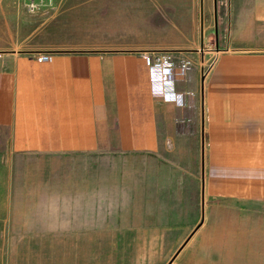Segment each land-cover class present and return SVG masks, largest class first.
<instances>
[{
  "label": "crops",
  "instance_id": "0c3cea01",
  "mask_svg": "<svg viewBox=\"0 0 264 264\" xmlns=\"http://www.w3.org/2000/svg\"><path fill=\"white\" fill-rule=\"evenodd\" d=\"M120 1L90 8L119 42L55 51L2 29L0 2V143L114 161L99 204L92 163L78 191L90 215L121 209L114 239L188 240L171 264H264V0ZM151 51L189 62L181 103L154 96Z\"/></svg>",
  "mask_w": 264,
  "mask_h": 264
},
{
  "label": "rangeland",
  "instance_id": "374dc122",
  "mask_svg": "<svg viewBox=\"0 0 264 264\" xmlns=\"http://www.w3.org/2000/svg\"><path fill=\"white\" fill-rule=\"evenodd\" d=\"M0 2L3 12L15 14L2 29L28 44L78 50L120 39L106 16L90 14L94 4L119 6L120 0ZM113 162L60 153L10 154L0 143V264H167L183 240L114 239L119 234L111 228L119 226L115 213L121 209L97 207L89 214L88 192L78 193L89 184V164L96 167L91 181L102 191L99 204L103 190L120 182Z\"/></svg>",
  "mask_w": 264,
  "mask_h": 264
},
{
  "label": "built area",
  "instance_id": "2783aa9c",
  "mask_svg": "<svg viewBox=\"0 0 264 264\" xmlns=\"http://www.w3.org/2000/svg\"><path fill=\"white\" fill-rule=\"evenodd\" d=\"M141 57L151 73L154 96L167 102L181 103L182 96L176 93L174 87V69L177 68L181 74H185L189 69V62L187 60L177 61L173 55L168 52H143ZM48 59L49 57L47 55H43L38 57L37 60L43 62Z\"/></svg>",
  "mask_w": 264,
  "mask_h": 264
},
{
  "label": "water",
  "instance_id": "95a60500",
  "mask_svg": "<svg viewBox=\"0 0 264 264\" xmlns=\"http://www.w3.org/2000/svg\"><path fill=\"white\" fill-rule=\"evenodd\" d=\"M188 242V240H185L183 244L178 248V250L174 253V255L171 257V259L167 262V264H171L173 260L176 258V256L179 254L181 249L184 247V245Z\"/></svg>",
  "mask_w": 264,
  "mask_h": 264
}]
</instances>
